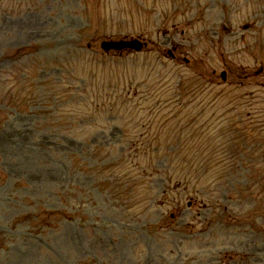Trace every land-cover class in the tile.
<instances>
[{"label": "rangeland", "instance_id": "1", "mask_svg": "<svg viewBox=\"0 0 264 264\" xmlns=\"http://www.w3.org/2000/svg\"><path fill=\"white\" fill-rule=\"evenodd\" d=\"M95 2L101 4L98 22L92 16ZM222 22L231 33L222 29ZM244 24L250 28L242 30ZM123 33L144 36L148 40L144 51L103 54L99 39ZM168 33L183 51L188 49L190 63L164 57ZM75 44L90 58L83 77L86 107L92 112L104 108L99 103L105 98L121 94L125 108L134 109L135 121L153 120L149 128L153 135L160 129L176 134L167 128H181L188 117L211 112L210 124L197 130L190 142L224 141L219 129L228 131L237 122L234 127L253 129L252 141L261 138L264 150V72L255 74L264 70V0H0V233L7 228L5 235L0 234L3 263L264 264V157L256 164L232 167L229 197L212 205L215 210L192 200L188 208L191 190L138 172L140 146L125 171H118L124 156L100 163L98 148L107 143L105 138L118 147L123 141L117 129L105 133L98 129L99 124L109 128L101 119L106 116L96 113L82 128L93 135L92 143H87L40 129L32 112H56L53 105L19 111L6 104L11 94H5L3 83L13 91L19 79H28L26 72L34 82L44 73L35 70L38 66L27 55L15 52L17 48L37 45L38 52L30 57L38 62ZM233 63L242 69L236 79H243V68L249 72L248 84L230 79L223 85L211 79L213 68ZM130 117L127 113L124 119ZM185 132L189 136L188 129ZM146 146L153 152V146ZM117 152L112 146L110 155ZM114 177L127 178L123 191L108 184L115 182ZM136 181L133 189L125 190ZM150 197L160 204L150 205ZM175 198L183 206L175 205ZM55 210L64 215L47 222L46 213ZM171 220L197 230L199 236L193 240L203 244L172 234ZM249 252L252 257H244Z\"/></svg>", "mask_w": 264, "mask_h": 264}]
</instances>
